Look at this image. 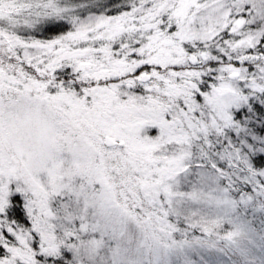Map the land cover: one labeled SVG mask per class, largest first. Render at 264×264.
Instances as JSON below:
<instances>
[{"label": "snow or ice", "instance_id": "snow-or-ice-1", "mask_svg": "<svg viewBox=\"0 0 264 264\" xmlns=\"http://www.w3.org/2000/svg\"><path fill=\"white\" fill-rule=\"evenodd\" d=\"M0 264H264V0H0Z\"/></svg>", "mask_w": 264, "mask_h": 264}]
</instances>
